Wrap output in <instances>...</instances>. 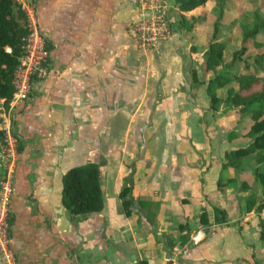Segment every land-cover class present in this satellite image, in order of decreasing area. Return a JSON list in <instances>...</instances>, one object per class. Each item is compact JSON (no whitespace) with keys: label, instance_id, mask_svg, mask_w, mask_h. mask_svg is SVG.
<instances>
[{"label":"crops","instance_id":"obj_1","mask_svg":"<svg viewBox=\"0 0 264 264\" xmlns=\"http://www.w3.org/2000/svg\"><path fill=\"white\" fill-rule=\"evenodd\" d=\"M22 1L34 5L51 64L26 101L5 107L0 100V127L10 126L18 151L9 253L0 250V264H171L177 242L197 231L202 239L182 247L185 264H264L259 220L247 212L244 191L218 185L230 168L225 153L253 139L236 134L249 110L231 94L222 109L221 89L233 93L237 81L217 88L220 103L210 108L213 74H204L200 58L207 48L195 47L210 22L208 1L179 11L193 24L178 19L156 52L137 42L138 0ZM223 43L225 58L230 43ZM243 60L219 70L244 73ZM191 68L200 81L194 86ZM86 162L99 166L103 208L72 217L62 177ZM129 185L127 214L120 191ZM215 206L226 222L214 221ZM202 210L208 225L197 222Z\"/></svg>","mask_w":264,"mask_h":264},{"label":"trees","instance_id":"obj_2","mask_svg":"<svg viewBox=\"0 0 264 264\" xmlns=\"http://www.w3.org/2000/svg\"><path fill=\"white\" fill-rule=\"evenodd\" d=\"M208 0H175L177 8L180 12H189L200 6H203ZM185 17L180 15V21ZM194 17L190 16L188 19ZM187 19V18H186ZM202 22V21H201ZM259 25H254L253 29L245 32L241 46L234 51L229 61V65L235 60H243L242 56L246 51V41L249 35L257 33ZM216 29L214 28L215 33ZM27 20L25 13L20 9L15 0H0V100L6 107L13 95L12 73L21 56V46L27 35ZM49 47V46H48ZM226 44L212 37L207 49L204 53L203 61L204 74L212 72V76L207 81L206 93L209 97L210 108L216 110L220 103L219 97L216 95V89L229 84L231 81L239 83V89L231 94V102L234 105H240V110H249L253 104H257V109L261 108L259 102L264 98V89L255 90L259 79L255 77L248 68V63L243 60L245 72L241 74H229L227 71H220L218 66L223 59V51ZM254 61H264V53L257 54L252 57ZM192 86L200 82L196 76V70L191 68ZM254 123L250 131L253 141L244 147H239L225 153V157L230 162L237 159L256 153H264V117L261 118V111L253 110ZM3 140V131L0 129V141ZM99 166L93 162H86L84 164L71 167L62 177V203L71 210L72 217L91 212H99L103 208L102 187L99 178ZM259 180L264 186V173H259ZM221 186V183L218 182ZM131 185L123 187L120 191L122 199V206L126 213H130V206L132 204L131 196H129ZM251 203V202H250ZM264 208V202L260 206ZM214 221L222 223L227 221V213L221 207L215 206L213 208ZM197 222L200 225H208V215L205 210L199 214ZM260 225L259 239L264 244V224ZM180 230L185 228V225L178 226Z\"/></svg>","mask_w":264,"mask_h":264},{"label":"rangeland","instance_id":"obj_3","mask_svg":"<svg viewBox=\"0 0 264 264\" xmlns=\"http://www.w3.org/2000/svg\"><path fill=\"white\" fill-rule=\"evenodd\" d=\"M207 5L209 7L207 9L210 11V22L207 29H210V31L206 29L203 33H200V44L195 45L196 49H198V46L200 47L198 52H202L204 46L207 48L210 40L215 34V37L218 40L230 43V47L226 49L228 55L226 54L225 58L222 57L223 59L219 65H222L223 68H225V65L228 67L229 65L225 61H230L229 58L232 56L231 53L240 48L245 32L252 30L254 25L258 24L260 27L257 33L249 35L246 41L247 47L243 58L248 60L253 73L259 79V83L255 86V90L264 89V61L261 62L262 64L258 61H252V57L255 55L264 53V0H208ZM176 6L175 0L168 1L167 22L170 33L176 31L175 25L179 19V10ZM183 22L184 24L182 23V26L187 27V29L193 24V21L190 18H184ZM214 28L216 31L213 34ZM159 46L160 44L158 45L157 50L152 49V47L149 49L156 52L158 51ZM202 57L204 59L203 54L200 58ZM237 63L239 62H235L236 68L240 72L243 71L241 63ZM199 66L201 69V65ZM219 66L218 69H221ZM229 69L231 68L229 67ZM231 85L236 90L239 87L236 82H233ZM221 91V95L224 97L222 106V109H224L230 103L228 104L229 99L227 97L228 93L226 92V88L221 89ZM259 105H262V107L257 109L258 105L254 103L253 107L249 109V112L245 111L239 115L238 123L242 128L236 130L237 137L241 136V134L243 136L248 135L249 137H252L250 128L255 120L253 118L254 112L252 111H261V118L264 117V98L259 102ZM222 111L223 113L226 112V110ZM232 132H234V129ZM238 133L240 135H238ZM228 166L230 168H225L223 171L221 186L244 191V200L248 208L247 212H250L251 214L253 213L254 218L259 220V224H264V208L260 207L264 202V186L261 184L258 176L259 173H264V153L254 152L237 159L233 163L228 160ZM228 173L232 181L227 180ZM190 223L192 228L194 225L193 220H191ZM182 238L184 241H178L177 245L180 244V247L183 248L189 244L191 245L189 239L187 240L186 237Z\"/></svg>","mask_w":264,"mask_h":264},{"label":"built area","instance_id":"obj_4","mask_svg":"<svg viewBox=\"0 0 264 264\" xmlns=\"http://www.w3.org/2000/svg\"><path fill=\"white\" fill-rule=\"evenodd\" d=\"M26 13L27 35L21 46L22 52L12 73L13 95L11 103L26 101L32 94L33 85L50 71L51 52L46 37L38 27L35 8L22 0H15ZM140 17L133 29L141 47L156 49L169 35L167 22L168 0H138ZM3 140L0 143V250L9 253V207L14 192V172L18 160L17 139L8 124L0 127ZM202 239L200 231L190 237V243ZM183 248L175 246L168 258L171 264H185ZM13 264L14 261H12Z\"/></svg>","mask_w":264,"mask_h":264},{"label":"water","instance_id":"obj_5","mask_svg":"<svg viewBox=\"0 0 264 264\" xmlns=\"http://www.w3.org/2000/svg\"><path fill=\"white\" fill-rule=\"evenodd\" d=\"M66 214H67V215H70V214H71V210H67V211H66Z\"/></svg>","mask_w":264,"mask_h":264}]
</instances>
